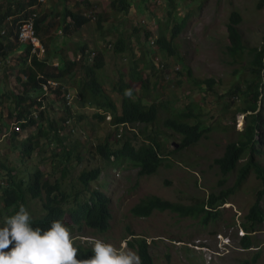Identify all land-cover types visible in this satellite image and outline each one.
I'll use <instances>...</instances> for the list:
<instances>
[{"label":"trees","instance_id":"obj_1","mask_svg":"<svg viewBox=\"0 0 264 264\" xmlns=\"http://www.w3.org/2000/svg\"><path fill=\"white\" fill-rule=\"evenodd\" d=\"M159 1L161 4L168 3L164 22L159 16L162 11L157 12L158 10L153 9ZM139 3L147 8L152 7L149 10L159 22L158 35L154 37L153 31L146 27L148 23L145 20L134 25L133 35L129 36V39L122 35L114 41L105 39V45L101 44V46L108 47L107 50L112 48L122 61H126L125 66H128V69L125 67L120 71L117 81L110 82V89H108L109 86L105 84L107 81L101 74L105 59L103 48L91 51L88 44H81L78 41L77 46H80L81 50L78 52L75 50L77 46L70 45L69 42L64 44L66 39L62 38H73L92 21L99 31L107 32L106 25L109 24L110 15L95 13L93 10L98 6L96 1L76 0L70 6L68 0H46L45 2L0 0V70L7 72L9 69H15L17 71V91L6 95L7 102L13 100V107L10 104L7 106L4 100L0 101L2 107L0 108V133L6 124L2 120L4 117L14 119L13 122H17L21 129L35 127L37 134L19 141V145L17 138L20 131L15 129L12 132L14 147L20 149L22 157L30 160L33 153L45 149L47 145L58 143L62 146L61 152L52 148L49 158L52 164L61 166L63 171L61 177L51 182L49 178H45V174L39 168H36L25 183L23 177L17 176L14 166H7L6 162L4 163V160L0 158V201L2 202L0 212L4 214L3 220L14 214L20 205H24L28 210V195H30L31 198L42 202L40 213L34 214L29 211L34 227L47 228L53 220L64 221L68 215L79 229L85 226L94 231L103 232L109 228V220L112 216L111 197L98 188L88 192L90 182L100 178L101 167L80 173L79 181L83 186L82 191H76L71 195L64 190L62 185L68 165L72 162L73 156L80 161V154L75 153L76 146L69 149L63 144L65 138L60 135V132L65 128L64 125L48 119L45 110L41 109L43 100L38 99L43 93L41 82L58 80L61 83L60 88L67 86L76 89L79 93L76 102L82 108H93L95 117L105 120L107 115H111L110 123L118 137L122 136V129L128 127L127 124L130 126L143 124L145 127L155 125L161 120L160 111L167 106L166 102L161 101L159 94L153 93L154 91L150 88L152 85L154 87L156 84L159 85V79L164 75L165 78L167 77L168 63L158 54H152L137 45L138 48H136L131 41L134 38L136 43H141L139 41L143 31L146 41L150 42L153 38L163 56L174 55L177 49L176 40L193 16V8L181 6L178 0H110V7L115 12L127 14L133 12ZM30 19L33 20L36 34L44 47L42 56L38 53L32 54V45L21 43L19 39L20 25ZM241 21V13L237 10L232 11L227 23L230 39L227 49L234 60L240 61L249 69L250 75L248 79L244 78L246 84L238 81L230 88V92L222 97L228 96L231 100L229 103L225 102L227 108L234 102L233 98L242 95L246 101L243 112L247 113V120L245 128L239 133V138L229 142L223 155L215 159L224 177L236 171V182L219 193L212 191L201 204L188 205L151 195L132 207L133 214L146 217L155 210H170L182 216H198L205 212V222H207L218 217L217 207L228 202L229 196L235 193L252 173L263 187L264 165L261 160L264 157L261 148H257L259 141L256 140V136L259 130H264V120L261 117L263 114L259 110L261 102H264V44L247 50L238 27ZM58 32L62 34L61 42ZM149 48L151 50V47ZM186 71L187 75L191 76V70L186 68ZM158 73L161 76L157 79ZM154 77L156 78L153 81ZM215 82V79L210 78L203 81V86L199 83L197 85L209 95L214 90ZM75 85L77 88H73ZM137 88L141 91L137 92ZM3 94L0 91V99L5 96ZM198 107L197 103L191 101L183 108L167 110L169 116L162 120L164 128L181 135L179 149L197 144L206 132L212 129L211 126L204 125L200 119L201 112L196 113L197 109L201 110V107ZM66 108L67 116L63 118L65 122L69 119L70 113V107ZM79 117L82 119L85 114L81 112ZM143 130L140 129V132L144 133ZM132 132L135 138L126 137L123 143L116 137L117 140L112 142L111 133H108L104 141L96 146L95 158H102L105 162L128 161L139 168L140 175H151L159 170L169 155L179 150L167 149L160 139L157 126L153 133L146 135L137 145L135 143V139L138 138L137 133L134 130ZM245 154L250 158L238 166ZM254 154H259L261 159L255 160ZM81 192H84V196ZM263 193L264 189L257 192L260 194L258 199L245 215L243 226L248 233L258 230L264 223V210L260 201ZM132 236H134L133 240H128L127 245L136 250L141 264H157L147 239L136 237L135 233H132ZM242 239L243 248L250 249L254 246V239L250 235L247 234ZM74 245L78 248V259H87L93 255L92 248L81 241H75ZM241 264L251 263L244 261Z\"/></svg>","mask_w":264,"mask_h":264},{"label":"rangeland","instance_id":"obj_2","mask_svg":"<svg viewBox=\"0 0 264 264\" xmlns=\"http://www.w3.org/2000/svg\"><path fill=\"white\" fill-rule=\"evenodd\" d=\"M75 1L68 0V4L72 6ZM93 1L98 3L93 10L95 13L110 15L109 24L106 25L107 32L99 31L92 21L73 38H62L67 40L64 44L69 42L70 45L77 46L78 41L81 44L86 43L91 51L103 48L105 59L101 74L110 89V82L117 81L120 71L125 67L128 69V66H125L126 61H122L112 48L107 50L108 47H103L105 39L114 41L120 35L129 39L128 37L133 35L134 25L145 20L148 23L146 27L153 31L156 37L159 22L149 10L152 7L147 8L144 4L139 3L133 12L126 14L113 11L110 0ZM178 1L185 8H193V16L176 40L177 49L174 55L163 56L155 41H146L143 31L139 41L141 43H136L134 38L131 41L136 48L139 46L152 54H158L168 63L167 77L165 78L164 75L159 79L160 88L157 84L150 88L154 91L153 93H158L161 101L166 102L167 105L161 109V120L155 125L144 127L141 124L124 127L122 136L118 137L111 126L110 116L100 120L94 116V109L82 108L76 102V97L79 95L76 89L69 87L73 97L68 99L67 103H64L61 96L58 99L50 96L42 99L43 109L48 119L55 120L65 127L60 132V135L65 138L63 144L68 148L76 146L74 151L79 153L81 158L77 161L76 156H73L72 162L68 165L62 185L64 190L71 195L76 191H82L83 186L79 181L80 173L101 167L100 178L90 182L88 192L98 188L112 200L110 225L102 233L85 226L79 229L68 215L64 221L71 228L73 240L86 242L92 237L95 240L88 242L92 246L97 239H100L117 248L123 244L127 249L136 252L134 248L127 245V240H133L132 233H135L136 237H145L150 243V251L157 264H241L244 261H249L251 264H264V223L258 230L248 234L254 239V246L251 249L243 248L242 237L244 236L239 235L241 229L248 232L243 226L245 215L258 199L260 194L257 192L264 189V185L262 187L259 184L254 173L249 175L242 186L229 196L228 202L217 207L218 217L215 220L205 222V212L198 216H182L170 210H155L146 217L132 213L134 205L151 195L188 205L201 204L212 191L219 193L222 189L233 186L237 180L236 171L224 177L215 162V159L225 152L226 145L239 138V133L245 128L247 120V113L243 112L246 101L242 95L233 98L234 102L227 108L225 102L229 103L231 100L228 96L223 98L224 94L229 93L230 88L238 81L246 84L244 78L248 79L250 75L249 69L240 61L234 60L227 49L230 45L227 23L232 11H239L242 21L238 27L247 50L261 47L264 44V0ZM167 8V2L157 4L153 8L158 10L157 12L162 11L159 16L163 22L166 21ZM58 34L61 42L62 34L59 32ZM75 50L81 52L80 46H77ZM76 53L72 54L76 55ZM186 68L191 70V76L187 75ZM0 71V91L5 95L0 101L4 100L7 106L10 104L13 107V100L7 102L6 95L17 91V71L15 69H9L7 72ZM160 76L161 74L158 73L157 79ZM210 78L215 79L216 82L214 90L208 95L198 87L197 83L203 86V81ZM75 87L76 85L73 88ZM140 91L141 89L137 88V92ZM191 101L201 107V110L197 109L196 113L201 112L200 119L204 125L211 126L212 129L207 131L197 144L179 149L181 135L164 128L162 120L169 116L167 110L183 108ZM67 106L70 107V113L69 119L65 122L63 118L67 116ZM259 110L264 120V102H261ZM81 112L85 114L82 119L79 117ZM2 120L6 124L0 133V158L4 160V163L6 162L7 166L15 167L17 176L23 177L26 183L30 174L39 168L45 174V178H49L51 182L61 177L63 172L61 166L52 164L49 158L52 148L61 152L60 144L47 145L45 149L33 153L30 160L26 159L20 155V149L15 148L12 141L13 133L10 125L15 120L7 117ZM156 126L160 139L167 149H179L165 159V163L156 173L140 175L139 168L128 161L116 163L105 162L99 157L95 158L96 146L104 141L108 133H111L112 142L117 140L116 137L123 143L126 137H134L132 132L134 130L138 136L135 139L137 145L146 135L153 133ZM140 129H144V133L140 132ZM19 131L18 145L19 141L37 134L35 127L20 128ZM162 132L167 135L165 136ZM256 140L259 141L257 148H261L264 157V130L258 131ZM176 144L177 147H175ZM253 157L255 160L261 159L259 154H254ZM249 158L250 156L245 154L238 166ZM261 163L264 165V158ZM81 195L84 196V192H81ZM260 198L261 207L264 210V193ZM1 205L0 201V208ZM27 208L31 213L38 214L41 212L42 202L28 195ZM3 218L4 214L0 212V223L3 222Z\"/></svg>","mask_w":264,"mask_h":264},{"label":"clouds","instance_id":"obj_3","mask_svg":"<svg viewBox=\"0 0 264 264\" xmlns=\"http://www.w3.org/2000/svg\"><path fill=\"white\" fill-rule=\"evenodd\" d=\"M65 87L72 92L69 87ZM62 99L64 103L68 102L67 98ZM247 234L243 229L239 231L240 236ZM92 240L95 239L90 237L82 243L92 248L93 255L87 259H78V248L74 245L78 240H73L69 225L61 219H55L47 228L34 227L30 212L24 205H20L14 214L0 223V264H141L139 255L123 244L117 248L97 239L92 246L88 243Z\"/></svg>","mask_w":264,"mask_h":264},{"label":"built area","instance_id":"obj_4","mask_svg":"<svg viewBox=\"0 0 264 264\" xmlns=\"http://www.w3.org/2000/svg\"><path fill=\"white\" fill-rule=\"evenodd\" d=\"M40 1L45 2L46 0H40ZM160 3L161 2L159 1L158 4ZM18 35H19V39L21 43L32 45V49H31L32 54L38 53L39 56L43 55L44 47H43L41 40L36 34L35 25H34L33 20L30 19V20L24 21L19 27ZM152 42H154V40ZM41 85H42L43 93L40 95L38 99L39 101L42 100L46 96H50L56 99H58L60 96L62 98L64 97L67 99H70L73 97L72 92L66 91L65 86L60 88L61 83L58 80L52 79L47 82H41ZM42 108H44V106H42L41 109ZM10 126H11V131H14L15 129L16 130L20 129L19 124H17V122H12Z\"/></svg>","mask_w":264,"mask_h":264},{"label":"water","instance_id":"obj_5","mask_svg":"<svg viewBox=\"0 0 264 264\" xmlns=\"http://www.w3.org/2000/svg\"><path fill=\"white\" fill-rule=\"evenodd\" d=\"M178 145L176 144L175 147H177Z\"/></svg>","mask_w":264,"mask_h":264},{"label":"crops","instance_id":"obj_6","mask_svg":"<svg viewBox=\"0 0 264 264\" xmlns=\"http://www.w3.org/2000/svg\"><path fill=\"white\" fill-rule=\"evenodd\" d=\"M8 20V19H7ZM61 40H62V38H61ZM65 40V39H64Z\"/></svg>","mask_w":264,"mask_h":264},{"label":"bare ground","instance_id":"obj_7","mask_svg":"<svg viewBox=\"0 0 264 264\" xmlns=\"http://www.w3.org/2000/svg\"><path fill=\"white\" fill-rule=\"evenodd\" d=\"M40 101H42V100H40Z\"/></svg>","mask_w":264,"mask_h":264}]
</instances>
